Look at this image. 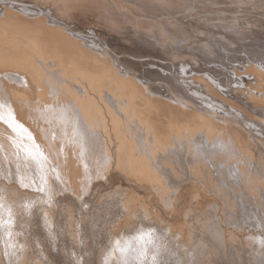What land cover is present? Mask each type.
I'll use <instances>...</instances> for the list:
<instances>
[{
  "label": "bare ground",
  "instance_id": "6f19581e",
  "mask_svg": "<svg viewBox=\"0 0 264 264\" xmlns=\"http://www.w3.org/2000/svg\"><path fill=\"white\" fill-rule=\"evenodd\" d=\"M0 116V264H264V0H0Z\"/></svg>",
  "mask_w": 264,
  "mask_h": 264
},
{
  "label": "rangeland",
  "instance_id": "374dc122",
  "mask_svg": "<svg viewBox=\"0 0 264 264\" xmlns=\"http://www.w3.org/2000/svg\"><path fill=\"white\" fill-rule=\"evenodd\" d=\"M235 63V62H234ZM37 193H38V195H39V200H40V203L38 204V205H42V204H44V203H46L47 202V199H48V197H49V195L46 193V191L44 190V188L42 189V188H38L37 189ZM164 215V216H163ZM162 216H163V218H165V219H170L169 217H167L168 215H165V213L164 214H162ZM120 218H122V217H120ZM119 218V215H117V217H115L114 219H112L113 220V223H115V224H109L107 227H106V236H112V235H114V234H116V235H118L119 233H122V232H124V233H126V232H128V231H130L129 229H131V226H129V225H127V227H125V225H120L119 224V221L121 220ZM116 220V221H115ZM117 222V223H116ZM116 226V227H115ZM111 227V228H110ZM123 227V228H122ZM125 227V228H124ZM130 227V228H129ZM111 230H109V229ZM116 228V229H115ZM120 228H121V230H120ZM235 229V228H234ZM233 229V227L231 228L230 227V231H232V232H234L235 234H240V235H242V234H245V233H247V231H254V229L251 227V226H249V225H246L245 226V228L244 229H241V230H234ZM119 230H120V232H119ZM239 231V232H238ZM112 232V233H111ZM40 233V234H39ZM38 233V238H39V241H41V243H44L45 244V240H42L41 238H46L47 236V234H46V231H43V232H39ZM46 235H45V234ZM110 234H112V235H110ZM41 235V236H40ZM43 236V237H42ZM44 236H46V237H44ZM47 240V239H46ZM0 242H2L1 240H0ZM48 242V241H47ZM47 242H46V244H45V246L47 245ZM3 243V242H2ZM2 243H0V245H2ZM48 243H50V242H48ZM55 243V247H53L55 250H59V249H61V248H63V250L64 249H66V248H68V246H73V244H72V241L71 240H69L67 237H61V236H59L57 239H56V241L54 242ZM43 244V245H44ZM50 245V244H49ZM38 247V246H37ZM40 248V247H39ZM73 249V248H72ZM54 250V251H55ZM170 263V262H169ZM169 263H167V264H169ZM46 264H48V263H46ZM172 264V263H171Z\"/></svg>",
  "mask_w": 264,
  "mask_h": 264
},
{
  "label": "snow or ice",
  "instance_id": "6c2138e0",
  "mask_svg": "<svg viewBox=\"0 0 264 264\" xmlns=\"http://www.w3.org/2000/svg\"><path fill=\"white\" fill-rule=\"evenodd\" d=\"M2 118H3V117L0 116V119H2ZM120 251L123 252L124 250H123V249H120ZM146 252H147V250L145 249V250H144V254H145V255H146ZM154 259H155V257H153V260H154Z\"/></svg>",
  "mask_w": 264,
  "mask_h": 264
}]
</instances>
